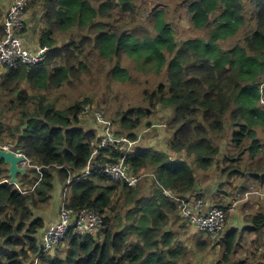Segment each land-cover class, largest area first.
I'll return each mask as SVG.
<instances>
[{
	"label": "trees",
	"instance_id": "16d2710c",
	"mask_svg": "<svg viewBox=\"0 0 264 264\" xmlns=\"http://www.w3.org/2000/svg\"><path fill=\"white\" fill-rule=\"evenodd\" d=\"M42 1L48 27L41 34L40 46L50 47L46 59L37 66L7 67L0 80V146L9 144L29 161L15 184L0 159V264H31L37 257L39 264H180L188 244L169 225L177 216L184 222L180 228L189 223L165 190L227 210L200 189V171L229 178L264 174V163L240 165L245 152L254 159L264 150V140L255 129H264V108L258 105L264 79V0L172 1L187 8V19L195 30L180 39L160 7L147 17L154 31L144 23L130 29L110 24L107 18L114 14L116 21L127 15L133 18L136 0H33L30 5ZM3 16L0 5V38L4 36ZM82 29L88 33H71V40L57 44L55 32ZM89 44L108 60L126 52L140 61L139 67L165 72L166 79L148 95L149 107L118 114L120 132L134 138L159 105L173 111L166 121L172 133L167 138L169 151L138 146L125 156L131 171L151 170L146 187L142 183L128 186L102 172L124 153L110 146L93 156L102 132L89 129L81 119L90 100L61 107L58 99L48 98V90H58L89 70ZM112 76L121 81L132 78L119 63ZM14 112H20L16 118ZM146 124L151 126L152 121ZM227 142L231 149L226 148ZM89 165L93 171L84 175ZM57 182L63 186L59 212L68 191L67 205L98 211L103 227L86 235L71 230L62 250L59 245L51 253L42 252L47 230L42 232L46 227L43 213L53 203ZM40 208L44 212L36 213ZM248 221L250 227L240 232L224 230L216 240L192 226L198 235L195 245L204 253L213 245L222 246L215 264H247L246 257L257 251L238 257L247 243L244 234L252 231L264 239V212L257 211ZM195 264H203V257Z\"/></svg>",
	"mask_w": 264,
	"mask_h": 264
},
{
	"label": "rangeland",
	"instance_id": "374dc122",
	"mask_svg": "<svg viewBox=\"0 0 264 264\" xmlns=\"http://www.w3.org/2000/svg\"><path fill=\"white\" fill-rule=\"evenodd\" d=\"M14 1L15 0H11V2H10V0H6V2H10V3L7 6L8 8L4 12V16H3L4 29H5V17L7 15L8 11L11 9V6H12ZM32 1L33 0H29L25 6V17H26L28 6L30 5V3ZM172 1H176V0H170V1L169 0H136L135 4H136V10L137 11L134 14H132V17L134 19L130 18V16L127 15L129 18L128 17L120 18L119 21H116V19H118V18L117 17L115 18L116 14H114V16L112 18H107V20L111 21L110 24L111 25L114 24V26H119L121 24H124L126 26L125 29H130L133 25L136 26L139 23H144V24L148 25L149 21H148L147 17L149 16V13L151 12V10L154 7H160V8L165 9L163 12V16H165V18L167 16L169 21H172L171 22L172 27H173L174 31H176V36L179 39L181 37H184V36L192 35L195 32V30L192 29L191 23L187 19V17H188L187 16V8L182 7L183 6L182 2H181V4H178V2H172ZM39 4H40V8L42 10V13L40 14V18H39V26H41V28H42L41 33H40V35H41L42 32L45 29H47L48 26L46 25L47 17L45 16V12H44V9H45L44 8V2L42 1ZM178 6H180L179 10L177 8ZM185 7H187V6L185 5ZM175 11H177V14L175 13ZM100 19H102V18H100ZM100 19H97V20H100ZM26 25H27V23H26V19H25V27L23 28L22 34L27 29ZM149 25H150L149 30L154 31L153 26L151 24H149ZM190 27H191V29H190ZM108 28H109V26L105 29H108ZM120 29H123V27H120ZM71 33H75L76 36H78L79 34H82V33L87 34L88 32L84 29L76 30V31H64V32L60 31L57 33L55 32L54 35L59 40V42H57V44L63 45L66 42H68L69 40H71V38H72ZM41 38L42 37L40 36L39 43H41ZM24 47L28 48L25 45V43H24ZM43 47L48 48L49 46H39L36 50L43 48ZM86 51H87L86 53H89V56H90V62L88 63L89 64V70L86 72H81V74L79 75L78 78H71V80H72L71 83L67 82L66 84H64L62 86V88H60L58 90H54V88L48 90L47 92L49 93V95H48L49 100L54 101L55 99H58V104L61 107H64L65 105H72L73 103H76L78 101L85 102L86 99H87V101L90 100L87 103V107H86V108H88V110L83 114V117H81L84 124L89 129H91V128L96 129V130L99 129L102 132L101 135H103L104 128H105V122H99L98 121L96 113L99 112L103 115V118L105 119V121H110L112 123V129L115 132L116 136L125 137L126 140L128 141L127 145H129V146H134V147L151 146V147H154L152 145L155 144L156 145L155 148H158L160 146V143H166L167 144V138H169L172 135V133L167 131V128L164 127V126H166L165 123H159V122H161L160 121L161 119L165 118L164 116L158 117V115L163 114L162 111L165 110V109H163L164 108L163 106L159 105L157 107V109L155 110L156 112H154V117H155V119L158 117L157 118L158 121L153 119V115L146 117L145 121L137 129V131H140L142 128H145V129H143V132H141V133L139 132L134 138L130 137L127 133L120 132L122 130V128H121V125L119 122L120 117H118L119 113H124L125 111H127L128 109L133 108V107H139V106H143L146 108L149 107L148 95L152 91L156 90L158 88V86L161 84V82H163L166 79L165 72L162 71V73H158L156 71H148V70L144 69V67H146L145 65H141L139 67L140 61L136 60L135 57L130 56L126 52H124L123 55L121 56V58H119V59L115 58L114 60H108L105 57L101 56L98 53V51L93 50V47L90 44L87 46ZM118 63L122 67H124L128 70L129 75L132 77L131 79H128L126 81H121L119 79L113 78V76H112L113 75V69ZM17 64H20V63H17ZM17 64H15L13 66H16ZM21 64H25V63L22 62ZM13 66H9V67H13ZM0 80H1V78H0ZM260 92H261V86H260ZM260 97H261V94H260ZM258 105H260L262 108H264V105L261 104V100H259ZM94 107H96V108H94ZM1 109H3V106H1ZM158 109H161V111H159ZM167 109H169L170 113H169V115L166 116V118H169V117H171L173 111L171 112V110H172L171 108H167ZM19 113L20 112H14L13 113L15 118L18 116ZM150 120H153L152 122H156L157 127H159V126H161L162 128L164 127V129L167 131V132H164L163 137L162 136L160 137L161 141L156 140V143L152 139H149L151 137V135H149V134L152 133L153 128L148 126L146 123H148V121H150ZM152 124H151V126H152ZM97 125H99V126H97ZM255 129H257L256 130L257 136L260 137L261 140H264V129L260 126L256 127ZM165 133H167V134H165ZM166 135H168V136L165 137ZM144 136H145V138H144ZM162 138H164V139H162ZM225 145H226V148L231 149V145L229 142H227ZM4 146L12 149V147L9 144H5V145L0 146V147H4ZM231 152H234V150H232ZM263 154H264V150H263V152L256 154L254 159H252L251 154L245 152V154L242 157L244 159L240 161V165H243V166H246V165L257 166L258 165V166H260L264 163V158L262 157ZM93 156H95V155H93ZM125 156H126L125 154H124V156H121L119 161L116 163L117 164L123 163L124 165H126L128 167V172L130 175H138V173L131 171L130 166L125 162ZM183 156H185V154H183ZM241 156H242V154H241ZM28 163H29L28 160L24 163V165L27 166V167H25L26 170L29 167ZM116 163H107V164H116ZM143 174H145V175L138 182V184L142 183L144 185V187H146V185H149L150 183H148L145 178L149 175L153 176V173H151V170H149V172L148 171H142L141 175H143ZM210 174L213 175V173H210ZM211 175L202 174L203 177L201 178V181H204L202 184L207 183V181L209 179H211V177H213ZM143 179H144V181H143ZM125 184H127V183H125ZM128 186H130V185H128ZM147 187H149V186H147ZM62 192H63V186L59 182H57L55 190L53 192V194H54L53 203L45 208L46 212H50V210H56L57 209V207L54 206V204L58 203L59 198L63 194ZM120 192H117V194L114 198V202H117V199L119 198L118 195ZM258 192L260 193V191H258ZM66 196H68V191H67ZM238 196L239 195H237V197ZM249 196L252 200L250 198H248V199H250L251 201H254V204H258V202H259L258 199H253L254 196H251V194ZM238 199H239V197H238ZM61 204H62V202H61ZM222 205L226 206V208L228 207V204L226 202H223ZM257 210H259V209H257ZM257 210L253 208L252 211L256 212ZM226 211H227V218H228L229 210L227 209ZM43 212H44V210L41 211V208L36 210V213H39V214H42ZM111 215H112V213H111ZM226 223H227V220H226ZM226 223L224 225L223 231L227 230ZM182 224H184V222H182L180 217L177 216L176 218H172L171 224L169 225V227H172L176 231H178V233L181 236V237L179 236V239H181L180 241L181 242L183 241L186 244H188L187 254L181 259L180 264H195L198 257H200V256L203 257V264H215V262L220 257V255H216L215 249H213V248H215V245H213L211 250L207 251L206 253L200 251L198 249V247L195 245L196 240L194 241V238L192 236V234L195 232L194 228L192 227V225H190V223L188 225L182 226L180 228V226ZM96 231H98V230H94L91 233H95ZM223 231H222L220 236H222L224 234ZM252 235L253 236H260L261 234L257 235L254 232H252ZM247 236H248V234H247ZM217 238H212L211 240H216ZM247 241H249V240L247 239ZM62 243L60 244L58 249L62 250V248H63ZM259 247H260V249H259ZM253 250L257 251V254L255 256H252L250 254L251 251H253ZM243 253L244 254H250L246 257V261H247L246 263L247 264H264V242H263V239H260L256 243V245H254V244L245 245L243 248H241L239 250V256L238 257H242ZM219 254H221V250H220ZM31 264H39V262L37 261V258H34L32 260Z\"/></svg>",
	"mask_w": 264,
	"mask_h": 264
},
{
	"label": "built area",
	"instance_id": "2783aa9c",
	"mask_svg": "<svg viewBox=\"0 0 264 264\" xmlns=\"http://www.w3.org/2000/svg\"><path fill=\"white\" fill-rule=\"evenodd\" d=\"M28 1L15 0L5 17L4 36L0 38V78H2L6 67L17 63L23 62L29 66L41 64L50 50V47H43L38 50L24 47L22 31L25 27V6ZM260 86V100L261 104L264 105V79ZM96 116L99 122H105V128L93 155H96L101 148L110 146L120 149L125 155L132 152L134 146L127 145L128 141L125 137L116 136L112 129V123L105 121L103 115L99 112L96 113ZM92 171L93 168L89 165L84 171V175L90 174ZM102 172L109 175L112 179L127 183L130 186H136L145 175H130L128 167L123 163L107 164L103 167ZM165 192L178 202L180 214L186 222L212 238H217L221 235L227 219V211L225 209L217 205H207L205 200L201 198L193 200L188 198L189 200H187L184 197L174 195L171 190L166 189ZM260 194L264 196V192H260ZM102 227V214L91 208L75 210L69 207L65 193L57 222L50 226L43 235L42 252H53L65 240L71 230L79 235H86Z\"/></svg>",
	"mask_w": 264,
	"mask_h": 264
},
{
	"label": "crops",
	"instance_id": "0c3cea01",
	"mask_svg": "<svg viewBox=\"0 0 264 264\" xmlns=\"http://www.w3.org/2000/svg\"><path fill=\"white\" fill-rule=\"evenodd\" d=\"M10 2H6V0H3L2 4H0L3 13L7 10L8 8L7 6L9 5ZM41 13H42V10L40 8L39 3L28 6L27 13H26L27 29L22 34V38H23L25 45L32 50H36L40 46L39 40H40V36H41L40 33H41L42 28L41 26H39V18H40ZM162 112L163 114L158 115V117L164 116L165 118L161 119L160 120L161 122L159 123L166 124V121L168 120L166 116L169 115L170 111L169 109L165 108V110H163ZM157 118L155 119L153 115V119L157 120ZM150 121H153V120H150ZM152 123L153 124L150 127H152L153 130H152V133L149 134L151 135L149 139H152L156 143V140L161 141L160 137L161 136L163 137L164 132H167L164 129V127H166L167 124L166 126L162 128L161 126L157 127L156 122H152ZM143 129L145 128H142L137 133L143 132ZM167 136L168 135H166L165 137ZM152 146H154L152 147L154 149L169 151V147L166 143H160V146L158 148H155L156 146L155 144ZM137 148L138 146L134 147L132 151H136ZM147 171L149 172V170ZM202 174H204V172L201 173L200 171L199 176H201ZM252 174L253 173L229 178L227 175L222 176L219 172L217 173L215 172L212 175L213 177H211V179H209L207 183L202 184L200 187V189L202 188V190L203 189L205 190L207 196L211 199V202H218L220 204H222L223 202H226L228 204L229 213H228V218H227V223H226L227 230L225 231H232V230H238L239 232L243 231L244 228L251 226L250 222L248 221V217L252 216L257 211L264 212V196L256 192V191H260L261 193L264 192L263 190L264 189V174H258L257 176H254ZM203 182L204 181H201V183ZM250 194L251 196H254L253 199L259 200L258 204H254V201H251L252 199L249 196ZM237 195H239L238 196L239 199ZM248 198H250L251 200ZM208 201L210 202V200ZM56 207H57L56 210H50V212L43 213L45 220H46V227L43 229L42 232H44L49 226H51L58 220L59 201ZM253 208L256 210L257 209L259 210L254 212L255 210L252 211ZM42 234L43 233H41V235ZM195 234H196L195 232L192 234L194 241L197 240L198 238V235L196 236ZM244 236L246 237L245 238L246 240L247 239L249 240L247 241L246 245H249V244L256 245V243L260 239H263L261 236H253L252 231H248L247 233L244 234ZM263 242H264V239H263ZM213 249H215L216 255H221L219 254L220 250H221V253L223 252V247L220 245L216 246ZM38 260L39 258L37 257V261Z\"/></svg>",
	"mask_w": 264,
	"mask_h": 264
},
{
	"label": "water",
	"instance_id": "95a60500",
	"mask_svg": "<svg viewBox=\"0 0 264 264\" xmlns=\"http://www.w3.org/2000/svg\"><path fill=\"white\" fill-rule=\"evenodd\" d=\"M0 159H3L8 165L11 182L19 184L17 174L24 173L26 171L24 163L27 160V156L20 150L0 147Z\"/></svg>",
	"mask_w": 264,
	"mask_h": 264
},
{
	"label": "clouds",
	"instance_id": "9594fccd",
	"mask_svg": "<svg viewBox=\"0 0 264 264\" xmlns=\"http://www.w3.org/2000/svg\"><path fill=\"white\" fill-rule=\"evenodd\" d=\"M53 225V224H52Z\"/></svg>",
	"mask_w": 264,
	"mask_h": 264
}]
</instances>
